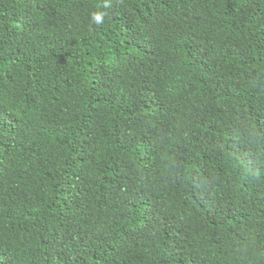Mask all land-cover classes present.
Here are the masks:
<instances>
[{"label":"trees","instance_id":"obj_1","mask_svg":"<svg viewBox=\"0 0 264 264\" xmlns=\"http://www.w3.org/2000/svg\"><path fill=\"white\" fill-rule=\"evenodd\" d=\"M0 264H264V0H0Z\"/></svg>","mask_w":264,"mask_h":264},{"label":"clouds","instance_id":"obj_2","mask_svg":"<svg viewBox=\"0 0 264 264\" xmlns=\"http://www.w3.org/2000/svg\"><path fill=\"white\" fill-rule=\"evenodd\" d=\"M102 8L104 9H110L112 7L110 2H105L104 4L101 5ZM108 16V12H94L91 16L92 22L97 26V27H102L106 17Z\"/></svg>","mask_w":264,"mask_h":264}]
</instances>
